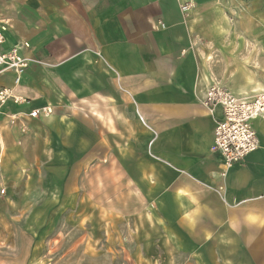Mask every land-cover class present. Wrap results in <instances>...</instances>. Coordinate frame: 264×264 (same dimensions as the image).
Here are the masks:
<instances>
[{
	"label": "crops",
	"instance_id": "obj_1",
	"mask_svg": "<svg viewBox=\"0 0 264 264\" xmlns=\"http://www.w3.org/2000/svg\"><path fill=\"white\" fill-rule=\"evenodd\" d=\"M190 2L0 0L7 46L31 59L19 84L0 67V89L25 100L0 106V185L51 188L59 173L80 190L108 171L111 197L137 205L133 246L157 254L145 262L264 264V117L260 149L228 168L212 149L223 110L204 106L215 85L264 91V0Z\"/></svg>",
	"mask_w": 264,
	"mask_h": 264
},
{
	"label": "rangeland",
	"instance_id": "obj_2",
	"mask_svg": "<svg viewBox=\"0 0 264 264\" xmlns=\"http://www.w3.org/2000/svg\"><path fill=\"white\" fill-rule=\"evenodd\" d=\"M54 175L51 188L0 185V264H152L144 260L156 253L133 246L141 237L142 221L130 215L137 205L124 189L111 197L108 171L87 173L80 190L78 177L62 188Z\"/></svg>",
	"mask_w": 264,
	"mask_h": 264
},
{
	"label": "built area",
	"instance_id": "obj_3",
	"mask_svg": "<svg viewBox=\"0 0 264 264\" xmlns=\"http://www.w3.org/2000/svg\"><path fill=\"white\" fill-rule=\"evenodd\" d=\"M181 2L182 11L189 12L192 6L190 0H181ZM10 29V20L0 19V67L2 72L15 73L16 84H19L24 72L31 64V59L22 54V51L29 48V44L21 42L7 46ZM8 101L21 104L25 100L17 96L13 89H0V106ZM204 106L211 111L217 108L223 110V118L215 129L212 149L222 155L228 168L241 163L260 149L261 140L254 122L264 117V91L252 98L238 99L227 87L215 85L208 90ZM49 115L48 107L34 109L29 113V117L34 119ZM11 120L14 124L17 117L13 116ZM1 193L4 194L5 190Z\"/></svg>",
	"mask_w": 264,
	"mask_h": 264
}]
</instances>
